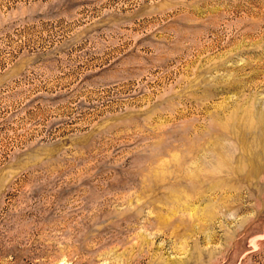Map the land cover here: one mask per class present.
<instances>
[{"label":"rangeland","instance_id":"obj_1","mask_svg":"<svg viewBox=\"0 0 264 264\" xmlns=\"http://www.w3.org/2000/svg\"><path fill=\"white\" fill-rule=\"evenodd\" d=\"M261 101L264 0H0V264H264Z\"/></svg>","mask_w":264,"mask_h":264},{"label":"bare ground","instance_id":"obj_2","mask_svg":"<svg viewBox=\"0 0 264 264\" xmlns=\"http://www.w3.org/2000/svg\"><path fill=\"white\" fill-rule=\"evenodd\" d=\"M259 102V101H258ZM251 107L253 108V111L252 112H250L252 115H251V117L253 116L254 118L253 119H255L256 120V125H252V123L250 122L251 121V119L249 120V121H247V119L246 120H244V121H246V122H248V124L250 125V127H255V128H257V126H261L262 127V125H264V101H261L260 103H252L251 104ZM245 108V107H244ZM240 110V109H239ZM236 113V115L238 116V112H235ZM247 114V113H246ZM250 115V114H249ZM248 115V116H249ZM243 116H245V114L243 115ZM247 116V115H246ZM233 117H235V114L233 115ZM237 118V117H236ZM248 118V117H247ZM238 120V119H237ZM255 120H253V121H255ZM249 125H247V126H249ZM221 126L223 127V126H225V124H221ZM242 127V126H241ZM225 128V127H224Z\"/></svg>","mask_w":264,"mask_h":264}]
</instances>
